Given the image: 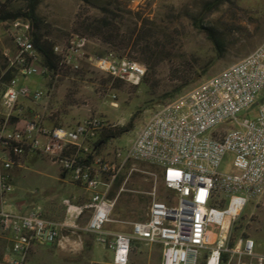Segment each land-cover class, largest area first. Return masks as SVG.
Returning <instances> with one entry per match:
<instances>
[{"label": "built area", "instance_id": "1", "mask_svg": "<svg viewBox=\"0 0 264 264\" xmlns=\"http://www.w3.org/2000/svg\"><path fill=\"white\" fill-rule=\"evenodd\" d=\"M4 38L14 45L2 51L7 67L0 74V233L8 242L4 264H27L36 243L80 251L86 236L114 252L113 264H130L136 241L160 244L161 264H200L204 252V264H264L254 238L241 236L228 244L231 224L250 200L264 193V41L190 91L159 104L128 146L110 151L113 137L107 133L119 123L90 114L71 125L46 124L49 107L43 99L52 89L19 84L21 76L41 75L55 87L63 71L81 68L88 38L72 32L55 43V68L43 63L28 18L1 22L0 44ZM88 60L113 81L139 85L146 76L145 64L113 52ZM7 71L14 74L9 79ZM111 98L117 106V94ZM22 99L41 103L42 110L20 106ZM243 111L246 115L239 117ZM227 154L233 156L232 168L221 172ZM37 157L59 166L85 192L84 202L63 200L62 218L48 217L40 203L14 206L9 201L14 170ZM135 161L158 165L169 193L163 199L154 188L145 218L129 222L130 231H120L111 224L118 201L114 191Z\"/></svg>", "mask_w": 264, "mask_h": 264}, {"label": "rangeland", "instance_id": "2", "mask_svg": "<svg viewBox=\"0 0 264 264\" xmlns=\"http://www.w3.org/2000/svg\"><path fill=\"white\" fill-rule=\"evenodd\" d=\"M26 4L24 0H12L10 8L17 10ZM36 13L42 33L54 44L64 42L72 32L85 35L89 40L84 48L86 59L79 70L63 71L55 87L53 80L41 75L21 76L19 84L44 92L52 89L50 97L43 99L49 107L46 124L55 121L71 125L90 114L100 115L111 124L119 123L107 133L113 137L107 146L110 151L116 146H128L159 104L190 91L264 41V0H41ZM201 24L218 30L225 40L223 55H217ZM6 43L14 48L10 40ZM109 52L145 64V79L139 85L113 81L88 60ZM178 88L181 91H176ZM112 93L117 94V106L111 105ZM20 106L33 107L36 112L42 110L41 103L25 99ZM50 112L54 113L51 118ZM245 113L241 112L239 117ZM121 129L127 130L119 132ZM232 160L233 156L227 154L219 170L230 171ZM129 164L116 195L118 199L124 193L125 199L129 197L126 194L141 197L130 204L131 215L113 213L111 224L120 231H130L129 222L147 215L150 202L146 201L151 200L154 188L163 199L169 193L162 183L159 166L145 161ZM13 184L14 191L8 198L14 206L40 203L51 218L63 217L64 199L85 201L84 190L72 183L69 175L65 177L59 166L42 157L28 158L24 167L15 169ZM241 236L254 238L257 251L264 252V193L250 200L231 224L228 241L235 242ZM7 243L0 233V264H4ZM205 254L200 264H204ZM113 259L111 249L93 236H86L84 247L77 252L36 243L27 264H113ZM131 264H161V258L154 248L137 244Z\"/></svg>", "mask_w": 264, "mask_h": 264}, {"label": "trees", "instance_id": "3", "mask_svg": "<svg viewBox=\"0 0 264 264\" xmlns=\"http://www.w3.org/2000/svg\"><path fill=\"white\" fill-rule=\"evenodd\" d=\"M11 1L12 0H5L4 2H0V22L6 21V20H13V19L20 18V17L28 18L31 21V35L33 38V42L36 48L39 50V52L42 55L43 63L48 65L50 68H55L57 66L58 57L54 52V43L51 42L48 38H46L44 33H42L41 23H40L41 20L36 13L38 4L40 3L41 0H24L27 3L26 6L24 8H18L17 10H12L10 8ZM200 28L201 29L204 28L206 30V34L208 38L212 41L217 55L218 56L223 55V52L225 50V40L222 38L218 30L214 26L205 27L203 24H201ZM6 67H7V63L0 49V74H2L5 71ZM13 75L14 74L11 71L6 72V77L8 79ZM144 79L145 77L143 78V80ZM176 91H181V89L178 88L176 89ZM130 125H133L132 122H130ZM127 129H121L119 130V132H123ZM155 166L158 167V165H155ZM129 167H130V164L128 166V170H129ZM124 178L125 177H122L118 181L114 194H116L117 191L119 190ZM126 195H128L129 197L125 199L124 198L125 193H124V197L123 196L120 197L117 201L115 211L113 212L117 216L131 215L130 204L135 200V198L141 197L138 194H126ZM146 202L147 203L150 202V199H148ZM228 244L232 246L234 242L229 240ZM206 257H207V254H205V258ZM226 257H227V254H223V258L225 259Z\"/></svg>", "mask_w": 264, "mask_h": 264}, {"label": "crops", "instance_id": "4", "mask_svg": "<svg viewBox=\"0 0 264 264\" xmlns=\"http://www.w3.org/2000/svg\"><path fill=\"white\" fill-rule=\"evenodd\" d=\"M0 2H3V0H0ZM8 40H9L8 38H4L3 39V42L0 44L1 51H3V49H5V48H11V46L6 45L7 44L6 42ZM137 244H144L146 247L149 246V247H152V249L154 248V250L159 253L160 258H161V255H162V246L160 244H146V243L141 242V241H136L135 244H134V246H136ZM144 257L147 259V254ZM131 260H132V254H131V257H130V264H131ZM161 261H162V258H161Z\"/></svg>", "mask_w": 264, "mask_h": 264}, {"label": "bare ground", "instance_id": "5", "mask_svg": "<svg viewBox=\"0 0 264 264\" xmlns=\"http://www.w3.org/2000/svg\"><path fill=\"white\" fill-rule=\"evenodd\" d=\"M215 238H216V235H215V234H213V235H212V239H213V240H215Z\"/></svg>", "mask_w": 264, "mask_h": 264}, {"label": "water", "instance_id": "6", "mask_svg": "<svg viewBox=\"0 0 264 264\" xmlns=\"http://www.w3.org/2000/svg\"><path fill=\"white\" fill-rule=\"evenodd\" d=\"M49 245H51L50 243H48Z\"/></svg>", "mask_w": 264, "mask_h": 264}]
</instances>
